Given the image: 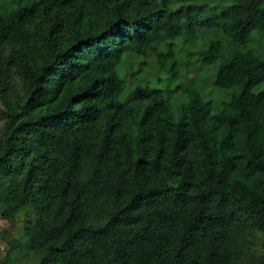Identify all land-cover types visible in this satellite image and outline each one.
I'll return each instance as SVG.
<instances>
[{"label": "trees", "instance_id": "1", "mask_svg": "<svg viewBox=\"0 0 264 264\" xmlns=\"http://www.w3.org/2000/svg\"><path fill=\"white\" fill-rule=\"evenodd\" d=\"M200 38L228 95L213 112L194 81L186 99L163 83L180 77L167 46ZM255 40L264 0H0V215L33 264H264ZM129 55L164 70L130 89Z\"/></svg>", "mask_w": 264, "mask_h": 264}, {"label": "rangeland", "instance_id": "2", "mask_svg": "<svg viewBox=\"0 0 264 264\" xmlns=\"http://www.w3.org/2000/svg\"><path fill=\"white\" fill-rule=\"evenodd\" d=\"M219 11L215 8H208L204 16V20L209 23H214L217 19ZM190 44V43H189ZM254 47L258 48L264 45V41L260 42L255 40L253 42ZM166 60L169 64L174 65L180 71L179 79L172 81L170 84L163 81L164 86H170L172 89L173 98H179L184 94V85L189 81H194L196 87L201 93H204L205 97L212 99V112L218 108V102L228 97L222 90L214 88L210 84V80L213 79L215 71V65L205 64L200 57L208 55L209 41L206 38H200L194 44V50L192 54H189L187 47H180L178 44L173 47L167 46ZM260 49V48H259ZM262 52L264 53V47L262 46ZM234 55L233 50L229 46H224L221 49L220 61L229 62ZM186 64V65H185ZM140 67L142 71H140ZM133 70V74L129 75V87L132 89L138 82L153 84L157 72L160 74L162 69H158V65L155 61V56L145 57L143 55H129L123 66L124 70ZM211 85V86H210ZM261 88V87H259ZM257 91L249 93L246 99H258L260 92ZM228 92V91H226ZM204 100H199L198 105H203ZM3 106L0 97V108ZM3 120L0 118V130L2 128ZM22 221L16 219L14 221H7L0 215V257H3L9 250L15 249L19 252V258L21 262L26 264H33L34 261L31 257L25 255L24 251L20 248V243L24 240L22 234Z\"/></svg>", "mask_w": 264, "mask_h": 264}]
</instances>
